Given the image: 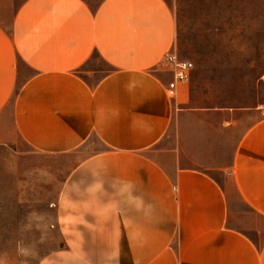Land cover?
Returning <instances> with one entry per match:
<instances>
[{
    "label": "crops",
    "instance_id": "0c3cea01",
    "mask_svg": "<svg viewBox=\"0 0 264 264\" xmlns=\"http://www.w3.org/2000/svg\"><path fill=\"white\" fill-rule=\"evenodd\" d=\"M175 36L166 0H0V145L68 162L37 264H264V111L170 92Z\"/></svg>",
    "mask_w": 264,
    "mask_h": 264
},
{
    "label": "rangeland",
    "instance_id": "374dc122",
    "mask_svg": "<svg viewBox=\"0 0 264 264\" xmlns=\"http://www.w3.org/2000/svg\"><path fill=\"white\" fill-rule=\"evenodd\" d=\"M166 1L174 52L192 64L190 105L264 111V0ZM67 169V159L22 142L0 145V264H37L58 248L52 205Z\"/></svg>",
    "mask_w": 264,
    "mask_h": 264
},
{
    "label": "built area",
    "instance_id": "2783aa9c",
    "mask_svg": "<svg viewBox=\"0 0 264 264\" xmlns=\"http://www.w3.org/2000/svg\"><path fill=\"white\" fill-rule=\"evenodd\" d=\"M165 61L172 67V80L168 83L169 91L172 92L176 83L183 82L188 79L192 64L188 61L179 59L176 54L166 55Z\"/></svg>",
    "mask_w": 264,
    "mask_h": 264
}]
</instances>
